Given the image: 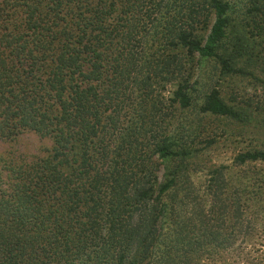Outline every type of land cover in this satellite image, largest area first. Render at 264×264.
<instances>
[{
  "label": "trees",
  "instance_id": "obj_1",
  "mask_svg": "<svg viewBox=\"0 0 264 264\" xmlns=\"http://www.w3.org/2000/svg\"><path fill=\"white\" fill-rule=\"evenodd\" d=\"M255 33L264 0H0V138L51 141L0 158V264H264V149L192 179Z\"/></svg>",
  "mask_w": 264,
  "mask_h": 264
},
{
  "label": "rangeland",
  "instance_id": "obj_2",
  "mask_svg": "<svg viewBox=\"0 0 264 264\" xmlns=\"http://www.w3.org/2000/svg\"><path fill=\"white\" fill-rule=\"evenodd\" d=\"M254 38L256 49L252 52L258 53L262 58L264 35L255 33ZM256 60L250 65H255ZM260 61L261 59L257 63L258 67L256 65L252 69L253 75L239 74L220 78L218 81L217 87L225 100L240 108L242 120L208 116L204 120L208 130L198 139L205 141L212 137L214 142L205 147L202 156L204 169L192 173L194 183L201 189H204L208 180L206 167L225 165L228 166V172L237 177L242 173L240 170L252 171V166L245 169L236 168L233 166V157L239 151L264 149V86L261 82L264 80V63ZM50 146V139L41 138L33 132H23L11 140L0 138V158L28 161L46 154ZM200 146H204V143ZM256 168L261 166L257 165Z\"/></svg>",
  "mask_w": 264,
  "mask_h": 264
}]
</instances>
